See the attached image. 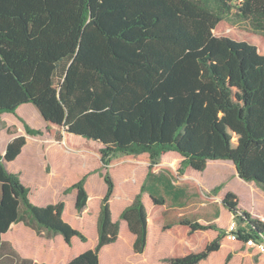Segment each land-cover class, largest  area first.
I'll list each match as a JSON object with an SVG mask.
<instances>
[{
  "label": "trees",
  "instance_id": "16d2710c",
  "mask_svg": "<svg viewBox=\"0 0 264 264\" xmlns=\"http://www.w3.org/2000/svg\"><path fill=\"white\" fill-rule=\"evenodd\" d=\"M249 23L252 39L233 38L221 26ZM226 31V32H225ZM264 0H0V116L33 105L58 141L66 134L99 143L106 186L98 217V240L68 264H99V251L117 240L111 219L114 183L107 168L118 155L176 153L186 167L203 171L208 161H230L238 177L264 191ZM23 123V122H22ZM29 136L42 131L23 123ZM25 137L0 155V242L11 224L23 222L66 245L86 237L62 218L63 201L30 203L28 190L5 162L14 160ZM174 179L176 175L168 168ZM86 175L66 188L74 209L87 205ZM188 183V182H185ZM196 195L201 197L199 188ZM220 187L212 190L216 194ZM144 185L120 214L143 253L148 223L171 238L168 264H198L217 252L226 236L217 224L161 221L164 199L143 205ZM210 198V195L208 196ZM223 207L246 240L264 224L238 208L226 193ZM217 231L208 241L205 231ZM240 235V234H239Z\"/></svg>",
  "mask_w": 264,
  "mask_h": 264
},
{
  "label": "crops",
  "instance_id": "0c3cea01",
  "mask_svg": "<svg viewBox=\"0 0 264 264\" xmlns=\"http://www.w3.org/2000/svg\"><path fill=\"white\" fill-rule=\"evenodd\" d=\"M0 119L5 123V128L0 130V137L4 134L6 138L4 143H0L1 156L4 155L6 146L10 141L18 136L25 137L26 142L21 152L14 160L5 162V168L8 172L18 174L21 184L28 190L27 197L30 203L37 207H45L63 201V220L84 236L91 231L95 246L98 240L100 205L106 191L102 176L105 172L96 170L99 167L98 155H95V164L90 165L86 159L84 167L80 169L69 167L53 169L51 168L53 157L63 154L70 155V152H79L67 146L66 137L68 134L64 136L62 141L51 137L46 132V124L39 112L29 103L19 106L14 114H2ZM22 122L31 129L41 130L43 134L41 136L27 135ZM12 127L17 129L16 133L7 134V129ZM83 155L90 157L87 154ZM139 156H147V160H138L136 157ZM139 156H130L127 163L120 165L110 174L114 183L113 194L109 201L111 219L113 222L119 223V230L117 240L99 251V264H168L164 262L171 244V238L167 233L148 223L146 247L143 253L136 254L133 251L135 236L128 230L126 222L120 219L121 212L132 203L134 196L143 185L145 192L142 195V201L145 209L147 211L152 209L151 196L162 197L164 206L161 221L167 224L176 223L182 219L202 225L215 223L217 228L226 234L233 215L223 207L221 202L228 192L237 196L238 208L241 211L247 212L251 218L264 224V191L253 182L241 180L232 162L225 160L208 161L203 171H195L186 167L184 172L179 175L177 169L183 159L176 154L170 161L159 160L148 174L150 166L148 155ZM88 164L90 169L87 168ZM161 168L172 170L176 179ZM87 173L84 183L88 197L87 205L79 214L74 209L70 213L71 217L66 219L65 200L70 199L74 208L75 196L73 193L63 195V191L78 182ZM230 181L239 184L247 183L250 186V194L247 195L250 203L245 204L241 201V196L228 186ZM192 184L199 188L202 198L196 195L195 187ZM216 187H220V190L216 194H212V190ZM209 195L210 198H208ZM77 215H80V219L77 218ZM217 234L218 232L214 230L205 232L208 241L213 240ZM224 238L220 242L219 250L211 253L198 264H222L225 257L220 255V252L229 247L225 245ZM75 241L79 240L73 238L71 245L68 246L60 235L48 238L43 232L37 234L33 228L23 222H18L11 224L7 232L1 236L0 250L4 254L1 259L7 258L10 250L16 254L14 262L17 264H62L65 261V252L72 247ZM56 243L58 250H56ZM237 246L242 250H239ZM86 248L82 247V250ZM228 249H230L228 254L225 250L226 258L230 256L227 264H250L252 256L256 254L255 250L246 248L242 243H235V246H230ZM78 255L71 257L66 264ZM133 255L140 256L137 263H130V258ZM148 258L152 263L148 262ZM256 264H259V257Z\"/></svg>",
  "mask_w": 264,
  "mask_h": 264
},
{
  "label": "rangeland",
  "instance_id": "374dc122",
  "mask_svg": "<svg viewBox=\"0 0 264 264\" xmlns=\"http://www.w3.org/2000/svg\"><path fill=\"white\" fill-rule=\"evenodd\" d=\"M233 21L235 22L234 24H231L230 22H224V23L221 24V26H223L224 30L230 31L231 36L233 38H247V39L251 40L252 39V33L250 31L249 23L244 22V21H238L236 19H233ZM256 42H257L258 45H264V36L259 35L257 37V39H256ZM4 128H5V123L3 121H1V119H0V130H2ZM35 130H38V129H35ZM16 131H17V129L15 127L8 128L7 129V134H15ZM24 131H25V129H24ZM5 139H6L5 135L2 134L1 137H0V143H4ZM66 144H67V146L70 149L78 150L79 152L78 153L70 152L71 153L70 155L63 154L62 156L57 155L56 157H53V159L51 160V168H53V169H63V168H68L69 167L71 169H73V168L80 169L81 167L82 168L84 167V164L86 163V159L88 160V163L90 165L95 164L96 163L95 155L97 154L98 155L97 159H98L99 167H97L96 170L105 172V166L102 165V163L100 162V155H99L100 145H99V143L91 141V140H86V139H83V138H79V137H76L74 135H68V137H66ZM83 154H87L90 157H87V156H85ZM173 155H176V154L175 153H166L163 156H160L159 160H168V161H170V160L173 159ZM128 158H130V156H126V155H118L116 157L110 158V160H109L110 165L107 168V172L109 173V175L116 168L120 167V165H122L124 163H127V161L129 160ZM136 158L138 160H147V156H144V157L139 156V157H136ZM148 162L150 164V161H148ZM89 164H88V167H87L88 169L91 168ZM175 169H176V167H175ZM85 175L87 176L88 173L85 174ZM246 184L247 183L239 184V183H236L234 181H230L229 184H228V186L235 193H237L238 195L241 196V201L243 203H245V204L246 203H250L249 202V198L247 197L248 193L250 192V186L248 184L247 185ZM204 194L207 195L206 193H204ZM65 203H66L65 218L67 219V217H71L70 213L74 210V208H73V202L70 199H66ZM77 216H78L77 218L80 219V215H77ZM162 235L165 236L164 234H162ZM85 237H86V243L85 242L82 243L78 239L79 241H75V243H73L72 247L70 249H67V251L65 252V261L62 264H66L67 261L71 257H73L75 255H78V254L84 252L85 250L93 248V246H94L93 245V240H92L93 239V234L91 233V231L87 232V234H85ZM224 240H225V245L226 246H229V247L230 246L231 247L235 246V243L228 241L226 238H224ZM82 247H85V248L87 247V248L85 250H82ZM229 247H227V249H225L227 254L230 251V249H228ZM237 248L239 250H242V248H240L239 246H237ZM56 250H58V244L57 243H56ZM225 250H222L220 252V255L225 257L222 260L223 261L222 264H227L229 262V260H230V256H228L226 258ZM8 252H9L8 253V257L4 258V259L3 258L1 259V257L4 254L0 250V264H17V263L14 262L15 261L14 258H15L16 254L13 251H10V250ZM258 257H259V264H264V255H258V254H254L252 256V261L250 262V264H256ZM139 260H140V256L133 255V257L130 258V263H137ZM148 260H149L148 261L149 263H152L150 258H148Z\"/></svg>",
  "mask_w": 264,
  "mask_h": 264
},
{
  "label": "built area",
  "instance_id": "2783aa9c",
  "mask_svg": "<svg viewBox=\"0 0 264 264\" xmlns=\"http://www.w3.org/2000/svg\"><path fill=\"white\" fill-rule=\"evenodd\" d=\"M238 231V226L233 215L228 225L225 238L233 243H242L246 248L255 250V253L258 255H264V233L261 232L256 236L242 240L240 236H245L247 232L239 233Z\"/></svg>",
  "mask_w": 264,
  "mask_h": 264
}]
</instances>
